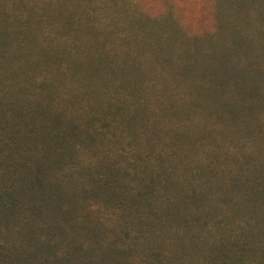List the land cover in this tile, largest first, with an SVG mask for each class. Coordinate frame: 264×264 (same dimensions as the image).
Listing matches in <instances>:
<instances>
[{"label": "rangeland", "instance_id": "obj_1", "mask_svg": "<svg viewBox=\"0 0 264 264\" xmlns=\"http://www.w3.org/2000/svg\"><path fill=\"white\" fill-rule=\"evenodd\" d=\"M100 2L0 0V175L9 167L15 182L29 186L21 192L9 190L17 185L11 179L7 188L0 184V245L16 253L31 244L23 264H230L232 246L221 249L231 239L250 248L247 255L234 249L246 256L243 264H264V14L251 2L241 13L239 0H107L116 15L109 32H68L74 21L103 26ZM136 18L148 25L135 56L153 39L170 37L167 44L183 57L199 48V62L178 81L182 99L150 84L141 96L152 103L128 122L110 88L116 77L104 79L110 82L103 97L91 96L78 88L96 80H87L78 61L103 46L115 64ZM94 111L109 115L112 128ZM149 149L166 154L163 174ZM110 150L124 153L118 163L126 171L131 152L138 163L152 159L154 174L142 181L151 179L147 189L155 185L156 198L146 199L145 187L138 197L134 174L122 182L111 173L116 192L101 182L98 156ZM177 180L190 207L176 222L189 220L194 244L152 208L162 197L159 186Z\"/></svg>", "mask_w": 264, "mask_h": 264}, {"label": "trees", "instance_id": "obj_2", "mask_svg": "<svg viewBox=\"0 0 264 264\" xmlns=\"http://www.w3.org/2000/svg\"><path fill=\"white\" fill-rule=\"evenodd\" d=\"M239 1H240L239 2L240 6L238 8V11H240L241 13H247L246 12L247 2H251L255 6L256 9L255 12L258 13L260 17L263 16L264 0H239ZM216 2L218 3L220 2V0H216ZM115 3L118 5L117 1H115ZM107 4H108L107 0H103V2H100L98 4L99 9L96 10L98 11L96 16H98V18L104 23L103 26L95 24L92 21H88L86 22L87 24L77 23V27H75L74 26L75 21H74L72 24H68L67 26H65L67 27L66 29H68V32L70 31L72 32L80 29V27L82 26L83 32L91 31V30H95L97 33L98 31L109 32V29L112 27V22H113L112 17L114 18L116 17V15L115 13L109 14L110 9L109 7H107ZM135 16L142 17L140 15H135ZM156 19L157 18H154V20ZM147 25H148L147 21L146 20L144 21L143 18H136L134 24L131 23L129 24V26L126 27V29L128 30L129 29L134 30V33L128 35L127 49L125 50L123 48L122 50L123 53L120 55L121 59H119L118 56L115 64H112L113 62L110 63L111 65L107 63V60L109 58L114 59L115 55H113L112 57L111 52L107 51L106 48H104L103 46H97L96 48H94L95 51L92 53L90 52L87 53V56L83 55L84 56L83 62L80 61L81 59H79L78 61L79 63H81V66L85 68L83 71L86 72L85 76L87 77V80H89V82H91L92 80H96V82H92L90 84L89 83L80 84L78 88L83 91H86L91 96L103 97V94H106V90H107L106 86L110 82V80L105 81L104 79L111 78L114 76L116 77L115 79L112 80V86L110 88L113 89L112 93L116 95L114 99L119 100V102H117L116 104L117 108L122 107L127 109V112L123 116L121 113L119 114L121 120L128 122H131L132 120L141 117L145 109L149 106L150 103H152V102H147L148 100H150V98L141 96L143 89L147 91L150 84L152 85V88L155 91H157L158 94L161 93L163 94V90H165L167 92H170L171 96L173 95L179 96L177 100L182 99V97H184L185 94H182L180 92V87H178L180 85L178 81L185 74H188L187 72L189 70L194 69L196 67L197 60L199 62V56H198L199 48L195 50V49H190L191 48L190 47L189 52L187 51L186 55L183 57V55L174 48V44L172 45V47L169 44H167V42L170 43V39H169L170 37H167L163 41L153 39V41L152 42L150 41V43L148 44V48H149L148 52H144L142 50V53L135 56L136 52H140V50L142 49L143 45L141 47V44H143V42H146L145 40H143V38H145L144 33H145V28H147ZM153 28H155L154 24H153ZM92 33L94 34V31ZM92 33L91 32L87 33V35L89 36ZM147 37L150 36L147 35ZM87 40L88 39H86L85 41ZM89 42L91 43L98 42V38L96 40L93 37H89ZM158 94H157L156 102L157 101L160 102ZM136 96L139 97V101H132V98H136ZM182 106L183 109H186V102H183ZM88 108L90 110H93L95 107L94 105H89ZM93 115H94V119L97 118L99 119L100 124L102 123L101 121H104L106 122L107 127L110 126L112 128L113 123L110 122L109 115H106V120L103 118L104 117L103 115L100 116L98 111H94ZM87 125H90V123H88ZM114 135L118 136L115 132ZM151 140L153 142L152 146L155 147L154 139L151 138ZM149 143L150 141L149 139H147V144ZM141 151L143 153H146L148 150L147 148L146 149L139 148L137 153L141 154ZM137 153L131 152L133 156L132 158L133 161L131 160L130 161L133 162V164L127 167V171L126 169H122L121 165L118 163L121 158H125L123 156L124 154L123 152L110 150V156L105 155V157L102 154H99L98 159L101 162L99 166L101 168L100 170L102 171L100 173V176H102L101 182L104 181L105 179V181H107L106 187H109L110 189L113 190V192H116L117 185H113L108 181V179L111 178V173H116L117 175L121 176L122 182L124 180H127V177H129V175L134 174L133 179L134 182L136 180L135 183L138 189L137 191L139 194L138 197H140V191H141L140 189H142L143 187H145L143 189H147L149 184L147 185L146 181L151 180V179H146L142 181V177L144 176L145 178H150L154 174L155 167H153V163L149 162L152 159H148L147 160L148 162L146 163L143 162H141L142 164L138 163L139 160L134 158L135 156H137ZM150 153L153 159L157 157V159L160 161L159 162L157 160L158 165H160L159 166L160 169L158 170V173L163 174L164 171L168 168L166 166V163L169 160L168 158H165L166 154L163 151L158 152L157 150L156 152V149L155 151L150 150ZM159 158H161L162 160ZM128 160L129 159H126L124 161H128ZM161 161H163V163ZM112 165H114L113 170L110 169ZM21 167L23 168L24 166ZM177 170L178 168H176V171ZM16 172L17 171L11 170L8 167L7 171L3 175H0V184L2 186H6L7 188L9 186L10 179L14 182L16 181L14 180V176H16L15 175ZM178 179H180V176H178ZM15 183H17V185L15 184L14 187H10L9 190L18 188V190L22 192L23 189L27 190L29 188V186H27L24 183H19V182H15ZM177 183L178 184L172 182V186L170 188H162L161 186H159L158 189L163 191L162 197L155 200V203L152 204L153 205L152 208H155L158 211H160L163 217H165L163 219L170 221L169 223L172 228L178 225L181 226L179 228L182 229V231L186 230L187 237H189L190 241L194 244V240H193L194 234L191 232V225L188 224L189 220L184 222L186 224H181L179 222H176L183 219L184 214H182L181 211L184 210V208L186 209L190 207L187 200L188 189L186 185H184V183L180 180H177ZM99 186L101 187V183L99 184ZM154 186H152L151 189L144 190L146 194L145 196L146 199L151 200L156 198L155 196L157 194L155 193ZM169 191H173V194H176V196H172L171 198L170 195L171 193ZM179 206H181L182 208H180ZM123 209L125 210V208ZM195 215L197 214H192L191 217ZM153 220L154 219H151V221ZM175 233H178L179 234L178 236L184 237V235L180 234V231L178 229L175 230ZM230 240L227 239L223 240L222 241L223 245L221 249V250L227 249V247L232 246L230 250V254L227 258L230 260L229 263L230 264L247 263L246 256L236 255L234 249L235 247H239L242 250H245V252H242V254L247 255V251L250 250L249 246L246 243H243V246H240L239 244L233 243V241L231 240L232 241L231 242ZM204 243L205 241L202 244H200L198 247L202 249L204 247ZM21 245L22 248L16 249L17 250L16 253L13 251V247L11 248L10 245L9 246L0 245V264H23L22 263V261H24L23 258L31 259V255L28 254V250L30 249L31 244L29 245V249L26 248V245L28 244L22 243ZM261 249L264 250L263 248ZM150 253L153 252L150 251ZM152 256L159 258L158 255L156 254H152Z\"/></svg>", "mask_w": 264, "mask_h": 264}]
</instances>
